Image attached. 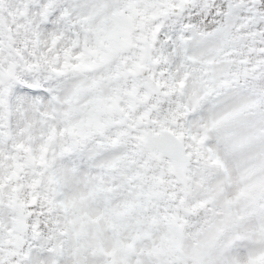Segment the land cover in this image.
<instances>
[{
	"label": "snow or ice",
	"instance_id": "snow-or-ice-1",
	"mask_svg": "<svg viewBox=\"0 0 264 264\" xmlns=\"http://www.w3.org/2000/svg\"><path fill=\"white\" fill-rule=\"evenodd\" d=\"M0 264H264V0H0Z\"/></svg>",
	"mask_w": 264,
	"mask_h": 264
}]
</instances>
